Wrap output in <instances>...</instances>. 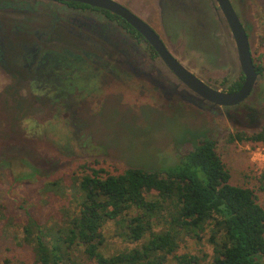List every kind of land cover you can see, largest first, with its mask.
<instances>
[{
  "label": "rangeland",
  "instance_id": "obj_1",
  "mask_svg": "<svg viewBox=\"0 0 264 264\" xmlns=\"http://www.w3.org/2000/svg\"><path fill=\"white\" fill-rule=\"evenodd\" d=\"M119 1L142 18L156 21L159 36L172 40L171 51L180 53L179 60L209 85L229 72L232 76L240 72L230 32L213 0H162V17L160 0L159 10L157 0ZM231 1L249 33L253 58L263 68L264 0ZM9 82L0 76V264L6 259L34 263L32 248L23 240L27 213L45 224L64 217L72 186L91 169L112 174L130 167L161 170L178 164L201 136L215 142L232 174L231 183L253 189L264 207L259 189L264 146L230 140L238 132H258L264 123L245 131L187 104L162 112L153 108L162 102L154 100L148 89H85L87 101L73 109L70 102L49 103V89H20L17 78ZM252 99L247 103L250 107L264 103V77ZM31 167L39 175L18 181L32 172ZM52 181L63 185L66 197L42 191ZM102 233L106 256L136 247L120 236L115 222H108ZM208 239V235L202 240L185 237L176 255L198 256L202 264H209L213 248ZM170 261L177 264L172 256Z\"/></svg>",
  "mask_w": 264,
  "mask_h": 264
},
{
  "label": "trees",
  "instance_id": "obj_2",
  "mask_svg": "<svg viewBox=\"0 0 264 264\" xmlns=\"http://www.w3.org/2000/svg\"><path fill=\"white\" fill-rule=\"evenodd\" d=\"M201 139L178 164L161 170L130 167L112 174L91 169L72 186L61 219L45 224L27 213L23 240L32 248L33 264H170L171 256L177 264H202L198 256L176 253L183 238L205 235L213 248L209 264H264V207L253 189L231 183L215 142ZM230 140L264 146V128L238 132ZM31 169L18 181L39 175ZM259 179L264 193V176ZM42 191L66 197L59 181ZM108 222H115L120 236L136 247L106 256L102 229Z\"/></svg>",
  "mask_w": 264,
  "mask_h": 264
},
{
  "label": "flooded vegetation",
  "instance_id": "obj_3",
  "mask_svg": "<svg viewBox=\"0 0 264 264\" xmlns=\"http://www.w3.org/2000/svg\"><path fill=\"white\" fill-rule=\"evenodd\" d=\"M174 3L179 2L174 0ZM128 9L155 32L159 28L156 21ZM156 10H159L158 0ZM39 30L42 31L39 33ZM16 33H22V37ZM159 37L171 54L189 69L179 60L180 53L171 51L172 40ZM254 63L257 84L251 95L236 106H219L208 100L200 103L188 95L174 98L172 95L176 92L171 90L188 88L155 48L122 18L68 0H0V76L8 78V84L17 78L20 89H49L46 92L52 96L49 103L55 106L70 102L73 109H79L87 101L85 89H148L154 100L162 102L152 104L153 108L162 112L175 111L186 104L197 107L200 103L216 119L252 131L264 123V103L257 107L247 105L264 77V67L258 66L255 60ZM192 72L206 83L205 78ZM244 81L240 71L237 76L229 72L217 79L216 85L207 84L221 92L234 93ZM236 82L239 86L235 88Z\"/></svg>",
  "mask_w": 264,
  "mask_h": 264
},
{
  "label": "water",
  "instance_id": "obj_4",
  "mask_svg": "<svg viewBox=\"0 0 264 264\" xmlns=\"http://www.w3.org/2000/svg\"><path fill=\"white\" fill-rule=\"evenodd\" d=\"M83 3L95 8H100L111 12L112 14L122 18L134 29L137 30L159 53L163 61L168 64L169 68L180 78L188 89L171 90L176 92L172 96L178 98L181 95H188L197 98V101L203 103L208 100L219 106H236L245 101L253 92L257 84V70L252 55L249 33L238 15L231 0H213L214 4L220 9L218 10L221 18L228 24V30L239 63L240 71L244 74L245 81L239 91L234 93L221 92L212 88L201 78L193 74L191 70L181 64L167 49L159 35L138 15L123 6L115 0H68ZM174 1V0H169ZM161 17H162V0H160ZM34 36V35H33ZM92 37H90L91 39ZM180 91V93H178ZM200 98L196 97L192 93ZM197 106L198 108L200 107ZM196 104V103H195ZM197 105V104H196Z\"/></svg>",
  "mask_w": 264,
  "mask_h": 264
},
{
  "label": "built area",
  "instance_id": "obj_5",
  "mask_svg": "<svg viewBox=\"0 0 264 264\" xmlns=\"http://www.w3.org/2000/svg\"><path fill=\"white\" fill-rule=\"evenodd\" d=\"M261 156H264V155H261ZM259 157V156H258ZM259 160H262L264 162V157L261 159L259 157ZM260 176H264V166L262 168H260V173H259Z\"/></svg>",
  "mask_w": 264,
  "mask_h": 264
}]
</instances>
